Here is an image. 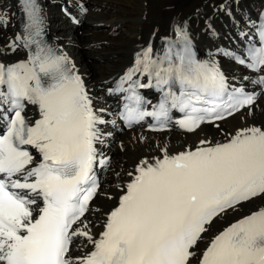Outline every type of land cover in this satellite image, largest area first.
<instances>
[{
  "label": "snow or ice",
  "instance_id": "obj_1",
  "mask_svg": "<svg viewBox=\"0 0 264 264\" xmlns=\"http://www.w3.org/2000/svg\"><path fill=\"white\" fill-rule=\"evenodd\" d=\"M20 2L24 46L34 50L26 61L0 63V264H193V258L197 264H264V208L230 224L197 255L217 218L264 198V127L238 129L225 142L201 140L175 154L165 146L161 156L140 160L103 231L93 234L87 214L100 189L95 169L107 163L97 149L105 110L95 108L69 57L41 39L37 0ZM175 31L177 40L162 55L149 45L109 89L128 93L120 117L129 127L152 117L159 125L152 130H164L177 109L184 116L176 123L194 132L255 105V94L230 88L215 60L196 58L186 25ZM258 36L259 45L237 58L254 72L264 71V25ZM137 73L148 84L133 80ZM153 81L163 95L148 111L137 89ZM255 83L264 87V75ZM29 105L39 114L34 121L25 114ZM77 238L91 247L73 255Z\"/></svg>",
  "mask_w": 264,
  "mask_h": 264
},
{
  "label": "bare ground",
  "instance_id": "obj_2",
  "mask_svg": "<svg viewBox=\"0 0 264 264\" xmlns=\"http://www.w3.org/2000/svg\"><path fill=\"white\" fill-rule=\"evenodd\" d=\"M40 3L44 27L52 42L75 65L95 108L105 110L101 116L106 123L100 125L103 143L97 144V149L98 159L107 158V163L96 167L101 185L91 202L92 211L87 214L94 235L103 231L106 214L118 203L123 186L130 179L127 174L134 171L140 160L161 156L160 150L165 146L170 154H175L198 146L201 140L225 142L226 136L238 129L264 127V92L255 83L260 72L245 69L235 58V54L243 52L244 42L255 38L257 16L264 9V0H40ZM0 17L6 20L0 24V60L10 63L25 52L21 40L16 39L23 25L16 0H0ZM82 21L84 30L78 33L75 24ZM120 24L123 29L118 33L114 29ZM185 25L196 43L198 56L203 61L215 60L229 85L257 92L255 105L224 119L217 127L201 125L194 132H183L174 126L165 132H149L140 125L126 130L116 116L119 96L109 92L111 82L126 68L133 67L137 53L149 45L154 54L162 55L165 48L159 38L177 37L175 29ZM63 36L71 45L64 42ZM74 36L84 39L83 51L72 45L70 38ZM91 52L95 56L90 62ZM27 113L37 115L31 105ZM263 207L264 198H257L217 218L199 243L197 255L229 224ZM84 243L83 238L76 239L73 255L91 247H82ZM193 264H197L195 258Z\"/></svg>",
  "mask_w": 264,
  "mask_h": 264
},
{
  "label": "rangeland",
  "instance_id": "obj_3",
  "mask_svg": "<svg viewBox=\"0 0 264 264\" xmlns=\"http://www.w3.org/2000/svg\"><path fill=\"white\" fill-rule=\"evenodd\" d=\"M85 14H88V12L87 13H85ZM82 24H83V26H82ZM81 26H82V28H81ZM122 25L120 24V25H118V26H116L115 27V31H119L118 33H121V31H122V27H121ZM75 28H76V30H77V32L79 31V32H83V30H84V22L82 21V22H79L78 24H75ZM81 28V29H80ZM78 32V33H79ZM52 34V33H51ZM50 34V35H51ZM64 37V36H63ZM62 37V38H63ZM70 39H72V41L73 42H71L72 43V45L74 46V47H80L81 49H82V51L84 50V47L85 46H82L83 45V41H84V39L83 38H78L77 36H74L73 38H70ZM63 40H64V42H66V43H68V44H70L69 42H68V38L66 39L65 37L63 38ZM80 41V42H79ZM71 45V44H70ZM78 45V46H77ZM94 53L93 52H91L89 55H88V59L90 60V62L92 61L91 59H93L94 58ZM115 147H116V145H115Z\"/></svg>",
  "mask_w": 264,
  "mask_h": 264
}]
</instances>
